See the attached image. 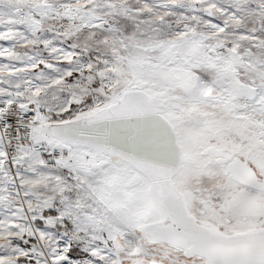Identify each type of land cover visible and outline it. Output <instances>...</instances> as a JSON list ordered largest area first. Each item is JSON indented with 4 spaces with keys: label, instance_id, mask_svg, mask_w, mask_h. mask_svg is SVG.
I'll use <instances>...</instances> for the list:
<instances>
[{
    "label": "snow or ice",
    "instance_id": "snow-or-ice-1",
    "mask_svg": "<svg viewBox=\"0 0 264 264\" xmlns=\"http://www.w3.org/2000/svg\"><path fill=\"white\" fill-rule=\"evenodd\" d=\"M135 2L0 0V264H264V0Z\"/></svg>",
    "mask_w": 264,
    "mask_h": 264
},
{
    "label": "rangeland",
    "instance_id": "rangeland-1",
    "mask_svg": "<svg viewBox=\"0 0 264 264\" xmlns=\"http://www.w3.org/2000/svg\"><path fill=\"white\" fill-rule=\"evenodd\" d=\"M128 5L131 6V7H133V8L138 6L136 4L135 0H128ZM6 11H7V9L0 8V12H6ZM117 19L119 20V22L122 25L125 26L126 29H130L131 28V26H132V22L131 21L125 20L124 18H121V17H117ZM53 27H56V25H53ZM257 35L264 36V33H259L258 32ZM2 47L11 48V49L17 51L20 54H23V53L29 51V49L21 47L19 41H0V48H2ZM72 67H73V70H74L75 67H76V65H73ZM44 158L45 159H48V157H44ZM27 167H28L27 163H25L23 165V167H21L19 165L17 167H15L13 177H15V174L18 171L21 172L22 175L25 174L27 172ZM49 171H51V169H49ZM6 182H7L6 181V178L3 176L2 173H0V185L5 184ZM16 184L18 186V184H19V181L18 180L16 181Z\"/></svg>",
    "mask_w": 264,
    "mask_h": 264
},
{
    "label": "built area",
    "instance_id": "built-area-1",
    "mask_svg": "<svg viewBox=\"0 0 264 264\" xmlns=\"http://www.w3.org/2000/svg\"><path fill=\"white\" fill-rule=\"evenodd\" d=\"M16 155L15 152H10L9 153V159L6 162V164L4 165V171L8 172L10 175H14V170L15 168H13L12 166V158Z\"/></svg>",
    "mask_w": 264,
    "mask_h": 264
}]
</instances>
